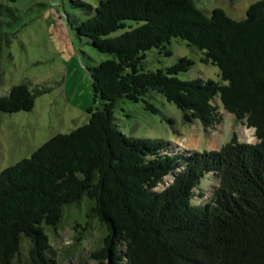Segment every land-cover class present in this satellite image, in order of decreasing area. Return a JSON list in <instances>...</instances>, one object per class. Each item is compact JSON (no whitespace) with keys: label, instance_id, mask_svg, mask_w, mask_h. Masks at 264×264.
<instances>
[{"label":"trees","instance_id":"16d2710c","mask_svg":"<svg viewBox=\"0 0 264 264\" xmlns=\"http://www.w3.org/2000/svg\"><path fill=\"white\" fill-rule=\"evenodd\" d=\"M129 21L137 26L115 35ZM76 32L110 55L90 68L103 108L91 107L86 124L0 172V264H19L24 241L28 264H60L46 228H57L64 211L84 199L108 231L92 252L99 264H264V0L242 20L222 8L208 15L194 0H100ZM173 39L200 49L224 83L181 79L195 65L187 57L146 70L147 52L171 56ZM153 94L206 129L221 123L222 104L255 129L257 142L234 136L218 151L191 152L122 132L117 104L142 102L157 113ZM37 97L27 83L14 85L0 96V112L32 111ZM206 175L218 183L210 200L201 187Z\"/></svg>","mask_w":264,"mask_h":264},{"label":"rangeland","instance_id":"374dc122","mask_svg":"<svg viewBox=\"0 0 264 264\" xmlns=\"http://www.w3.org/2000/svg\"><path fill=\"white\" fill-rule=\"evenodd\" d=\"M99 1L0 0V96L20 83H27L38 95L32 111L0 112V172L31 157L56 134H66L86 124L91 107L103 108L102 101H94L90 68L110 55L99 52L88 38L76 32L79 22L95 14ZM256 1L194 0L208 15L215 8H222L236 20L245 19L248 8ZM127 23L128 28L115 35L137 26L136 22ZM170 49L171 56L156 49L147 52L145 69L167 68L187 57L195 65L189 72L181 73V79L224 83L217 66L202 62L200 49L180 39H173ZM150 101L158 108L157 113L146 110L142 102L120 101L115 109L119 129L131 137L171 141L191 152L218 151L234 136L239 143L257 142L255 130L237 121L222 104L219 105L221 123L206 129L200 121L184 122L183 112L161 95L153 94ZM172 179L167 177L157 190L164 189ZM217 186L214 176L206 175L202 179L207 200ZM46 231L60 264H99L92 258V252L101 248L108 231L90 213L86 199L67 208L60 225ZM30 251V242L24 241L19 264H28Z\"/></svg>","mask_w":264,"mask_h":264},{"label":"crops","instance_id":"0c3cea01","mask_svg":"<svg viewBox=\"0 0 264 264\" xmlns=\"http://www.w3.org/2000/svg\"><path fill=\"white\" fill-rule=\"evenodd\" d=\"M254 129V128H253ZM255 130V129H254Z\"/></svg>","mask_w":264,"mask_h":264}]
</instances>
